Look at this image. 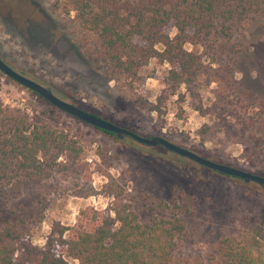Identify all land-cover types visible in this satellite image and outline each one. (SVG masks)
Listing matches in <instances>:
<instances>
[{
	"label": "rangeland",
	"instance_id": "374dc122",
	"mask_svg": "<svg viewBox=\"0 0 264 264\" xmlns=\"http://www.w3.org/2000/svg\"><path fill=\"white\" fill-rule=\"evenodd\" d=\"M66 0H0V59L58 98L142 137H163L211 161L264 177V11L235 14L229 37L205 49L194 79L173 91L167 64L151 59L134 81L99 52ZM222 21V20H221ZM166 31L173 36L172 24ZM160 48V47H159ZM0 100L35 123L63 129L81 151L18 198H0V228L21 219L33 245L44 247L56 225L75 229L92 212L110 214L108 185L146 223L183 208L185 225L170 264H224L236 246L264 229V189L224 176L163 147L118 139L53 107L0 73ZM69 234L65 232V238ZM264 252V241L262 244ZM68 264H77L66 258Z\"/></svg>",
	"mask_w": 264,
	"mask_h": 264
},
{
	"label": "trees",
	"instance_id": "16d2710c",
	"mask_svg": "<svg viewBox=\"0 0 264 264\" xmlns=\"http://www.w3.org/2000/svg\"><path fill=\"white\" fill-rule=\"evenodd\" d=\"M66 1L67 11L74 12L80 27L95 34L99 52L116 73L134 81L139 70L156 59L167 64L165 83L173 91L192 82L199 68L198 57L184 48L186 43L205 49L230 36L231 27L226 23L235 14L264 11V0ZM170 24L176 30L173 36L166 31ZM32 120L0 100L3 200L18 198L23 188L63 168L60 158L71 164L79 159L81 151L65 130ZM108 194L113 199V217L92 212L75 229L58 224L42 248L33 245L21 230V219L6 223L0 228V264H68L66 258L75 259L77 264H170L177 240L185 231L179 217L183 208L164 204L171 211L169 218L140 223L122 202L118 187L109 184ZM263 241L264 229L256 227L236 246L227 242L224 264H264Z\"/></svg>",
	"mask_w": 264,
	"mask_h": 264
},
{
	"label": "water",
	"instance_id": "95a60500",
	"mask_svg": "<svg viewBox=\"0 0 264 264\" xmlns=\"http://www.w3.org/2000/svg\"><path fill=\"white\" fill-rule=\"evenodd\" d=\"M0 73H2L5 77L14 81L16 84L23 87L24 89L32 93H35L40 98L44 99L46 102H48L58 110L64 112L65 114L70 115L80 120L81 122L90 125L98 130L110 133L118 139L130 138L142 146L163 147L168 152L176 154L180 158L193 161L194 163H197L198 165L204 168L210 169L224 176L239 179L244 183H255L264 189L263 176L252 174L250 172H246L244 170L229 165H224L221 163L211 161L207 158L197 155L196 153L186 148L178 146L163 137H159V136L142 137L132 131L121 128L112 122L106 121L96 115H93L83 109H80L79 107L71 103H68L58 98L57 96L54 95V93L50 89L16 72L12 67L7 65L1 59H0Z\"/></svg>",
	"mask_w": 264,
	"mask_h": 264
}]
</instances>
